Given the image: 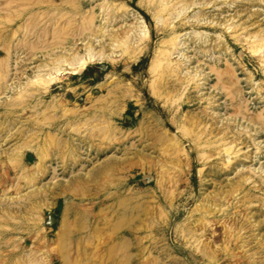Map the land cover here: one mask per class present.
I'll use <instances>...</instances> for the list:
<instances>
[{"label": "rangeland", "instance_id": "1", "mask_svg": "<svg viewBox=\"0 0 264 264\" xmlns=\"http://www.w3.org/2000/svg\"><path fill=\"white\" fill-rule=\"evenodd\" d=\"M161 1L0 0V264H264V0ZM31 10L28 57L9 34ZM140 25V44L28 84ZM175 34L180 69L154 67Z\"/></svg>", "mask_w": 264, "mask_h": 264}, {"label": "bare ground", "instance_id": "2", "mask_svg": "<svg viewBox=\"0 0 264 264\" xmlns=\"http://www.w3.org/2000/svg\"><path fill=\"white\" fill-rule=\"evenodd\" d=\"M173 1H175V0H173ZM193 1V0H192ZM202 1V0H201ZM224 1V0H223ZM236 1V0H235ZM250 1V0H249ZM248 1V2H249ZM262 1V0H261ZM105 2V1H104ZM162 2V9H163V11L165 10H167L168 8H170V7H172V5H171V3L167 0H162L161 1ZM252 2H254V1H252ZM105 3H107V2H105ZM104 3V4H105ZM110 3V2H109ZM160 3V2H159ZM177 3V2H176ZM182 3V10L180 11V13L178 14V17L179 16H181L182 15V11H185V10H190V7L193 5V2H192V4L191 5H189V4H186V2L185 1H183V2H181ZM189 3V2H188ZM196 4H197V2H195ZM194 3V4H195ZM201 3V2H200ZM228 3V2H227ZM230 3H232V2H230ZM235 3V2H234ZM103 4V5H104ZM195 4V5H196ZM218 4V3H217ZM216 4V5H217ZM233 4V3H232ZM107 7H108V5H107ZM117 7H118V5H117ZM158 7H159V5H158ZM193 7H194V5H193ZM200 7H201V5H200ZM203 7H205V5H203ZM203 7H201V8H203ZM213 7H214V5H213ZM230 7H231V5H230ZM21 8H23V7H21ZM20 8V9H21ZM25 8V7H24ZM32 8V7H31ZM46 8V7H45ZM104 8V7H103ZM102 8V9H103ZM110 8V7H109ZM173 9H172V11H175L176 10V8L177 7H172ZM196 8V7H195ZM208 8V7H207ZM48 9V8H47ZM56 9H59V8H56ZM122 9V8H121ZM123 9H124V7H123ZM158 9V8H157ZM160 10H162L161 8H159ZM199 9V8H198ZM204 9H206V8H204ZM16 10V9H15ZM22 10V9H21ZM25 10V9H24ZM36 10V9H35ZM46 10V9H45ZM106 10V9H105ZM109 10V9H108ZM120 10V9H119ZM170 10V9H169ZM195 10H197V9H195ZM13 11H14V9H13ZM38 11V10H37ZM42 11V10H41ZM59 11H60V9H59ZM113 11V10H112ZM164 11V12H165ZM168 11V10H167ZM166 11V13H168ZM200 11H201V9H200ZM207 11V10H206ZM38 12H40V11H38ZM44 12V11H43ZM108 12V11H107ZM170 12H171V10H170ZM176 12V11H175ZM198 12V11H197ZM196 12V13H197ZM203 12V11H202ZM201 12V13H202ZM4 13V12H3ZM6 13V12H5ZM13 13H15V12H13ZM20 13V12H19ZM23 13V12H22ZM158 13H159V10H158ZM161 13V12H160ZM159 13V14H160ZM17 14V13H16ZM28 14V15H27ZM26 14V16L24 17V24L20 27V25H19V29H17V30H14L13 31V33H10L9 34V37H11V36H13V38L14 37H16L17 36V34L18 33H20V32H22L23 34H24V48L26 49V51L28 52H26L27 53V55H28V57H31L32 56V54H33V43H32V37H33V34H34V32H35V29H34V25H33V21H34V16H36L37 15V13L34 11V10H31V12H29V13H27ZM36 14V15H35ZM43 14V13H42ZM41 14V15H42ZM54 14V13H53ZM109 14V13H108ZM116 14V13H115ZM169 14H171V13H169ZM8 15H9V13H8ZM51 15V14H50ZM49 15V16H50ZM154 15H158V14H154ZM186 15V14H185ZM240 15V14H239ZM104 16V15H103ZM108 16V15H107ZM123 16V15H122ZM161 16H163V19H164V15H162L161 14ZM161 16H159L158 18H155V19H158V21H161L162 20V17ZM222 16V15H221ZM221 16H220V18H221ZM8 17V16H7ZM18 17V16H17ZM113 17V16H112ZM170 17V16H169ZM15 18V19H14ZM13 18V20H12V18L11 19H9V20H12V22H14V23H16L14 26H12V30L14 29V27L15 26H17V24H18V21L16 20V17H14ZM39 18H41L40 16H39ZM119 18V17H118ZM176 18V17H175ZM183 18V17H182ZM184 18H185V16H184ZM214 18V17H213ZM51 19H52V17H51ZM113 19V18H112ZM188 19V18H187ZM191 19V18H190ZM205 19V18H204ZM233 19V18H232ZM0 20H2V19H0ZM5 20V19H4ZM47 20V19H46ZM119 20V19H118ZM167 20V19H166ZM183 20V19H182ZM7 21V20H6ZM45 21V20H44ZM142 21V20H141ZM187 21V20H186ZM194 21H196V20H194ZM5 22V21H4ZM21 22V21H20ZM113 22V21H112ZM140 22V21H139ZM162 22V21H161ZM163 22H165V21H163ZM183 22V21H182ZM197 22V21H196ZM195 22V23H196ZM206 22H208V21H206ZM5 23H7V22H5ZM9 23H11V21L10 22H8V24ZM166 23V22H165ZM215 23V22H214ZM93 24V23H92ZM91 24V25H92ZM138 24V23H137ZM141 24H142V22H141ZM146 24V23H145ZM167 24V23H166ZM184 24V23H183ZM207 24V23H206ZM10 25V24H9ZM48 25V24H47ZM90 25V24H89ZM159 25V24H158ZM163 25V24H162ZM217 25H218V23H217ZM216 25V26H217ZM229 25V24H228ZM238 25V24H237ZM137 26V25H136ZM167 26V25H166ZM180 26V25H179ZM195 26V25H194ZM202 26V25H201ZM204 26H205V23H204ZM208 26H209V24H208ZM212 26H213V24H212ZM227 26V25H226ZM239 26V25H238ZM102 27V26H101ZM138 27V26H137ZM165 27V26H164ZM171 27V31H172V29H173V27H172V25L170 26ZM176 27V26H175ZM183 27V26H182ZM230 27V26H229ZM245 27H246V25H245ZM2 28V27H1ZM10 28V27H9ZM91 28H92V26H91ZM90 28V29H91ZM198 28V27H197ZM203 28V27H202ZM207 28V27H206ZM226 28H228V27H226ZM47 29L48 28H44V29H42V31L44 32V33H46L47 32ZM101 30H100V32H101V35H100V37L101 36H103V34L106 32L105 31V29L104 28H100ZM162 29H164V28H162ZM193 29V28H192ZM195 29V28H194ZM223 29V28H222ZM225 29V28H224ZM1 30V29H0ZM95 30H96V28H95ZM108 30V29H107ZM174 30V29H173ZM41 31V32H42ZM161 31V30H160ZM226 31H228V30H226ZM239 31V30H238ZM243 31H245V30H243ZM99 32V31H98ZM109 32V31H108ZM231 32V31H230ZM234 32H236V30L234 31ZM248 32V31H247ZM238 33V32H237ZM240 33V32H239ZM91 34H92V32H91ZM95 34V33H94ZM200 34V33H199ZM232 35H234L233 34V32L231 33ZM253 34V33H252ZM39 35V34H38ZM37 35V36H38ZM122 35V34H121ZM176 35V34H175ZM173 36L168 42L170 43V47L168 48V49H165V50H163L162 52H160L161 54H160V56L162 57V58H159L158 56V58L159 59H156L155 61H154V67H157V66H160L161 64H163V62L164 63H166L167 64V66H169V67H175L176 69H180L179 67V62H177L175 59H173V57H174V55H176L175 53L177 52V50L179 49V47H180V42H179V39H180V36H178L179 34H177L176 36ZM188 35V34H187ZM248 35V34H247ZM22 36V35H21ZM34 36H35V34H34ZM148 36H149V30L147 29V26L146 25H140V27H139V29H132V30H129V31H127L126 32V34H125V36L124 37H120V36H112V45H111V48H109V47H107V46H105L104 44H102L100 47H101V51L99 52V53H97L96 51H95V49H94V46L92 45V44H89V45H86L85 46V53L84 54H82L81 53V51H80V49L77 47V48H75V46H74V48L73 49H71V50H68L67 51V54H65L64 56H59V57H57V59L53 62V64L52 65H46L45 67H44V70L43 69H37L38 71H35V72H37V74H36V76L33 78V79H31L30 80V82L28 83V84H33V85H38V86H43V89H44V87H45V89L47 90V89H49V87L52 85V84H54V83H56L57 81H59V80H61V77L64 75H66L67 74V72H68V69H69V71L71 72H75V71H77V67L79 68L80 67V69L79 70H83V68H85V65L87 64V62H88V64H89V62H91L92 60H93V63H94V59L95 60H97V61H102V60H104V59H106V58H113V55L112 56H110V55H107V51L108 50H113V51H115L116 49H119V48H123L124 49V51H125V49H128L129 47H130V44L134 41L135 43H138V44H140L142 41H144L145 39H147L148 38ZM201 36V35H200ZM240 35H238V37H239ZM250 36V35H249ZM248 36V37H249ZM251 36H253V35H251ZM233 37H235V36H233ZM237 37V38H238ZM242 37V36H241ZM255 37V36H254ZM98 39L97 40H99V37H97ZM197 38V37H196ZM203 38V37H202ZM201 38V39H202ZM256 38V40H255V42H254V44H252V43H250V44H252L253 46H252V50H250V51H253V54H255V53H262V51H264V37H261V36H256L255 37ZM19 39V38H18ZM222 39V38H221ZM234 39H236V38H234ZM34 40V39H33ZM103 40V39H102ZM109 40V39H108ZM197 40H198V38H197ZM225 40V39H224ZM238 40V39H237ZM236 40V41H237ZM252 40V39H251ZM23 41V40H22ZM97 42H100V41H97ZM201 42V41H200ZM222 42V41H221ZM228 42V41H227ZM15 43V42H14ZM14 43H13V45L11 46V47H7V49H8V55H9V59L8 60H6V61H2V63L0 64V94H1V88H2V86H3V83H4V81H5V79H6V76H7V74L9 73V69L11 68V67H13V66H11V64H12V60H10V59H12V57H13V52H11V50L12 49H14ZM17 43V42H16ZM36 43V42H35ZM166 42H164V44H165ZM206 42H204V44H205ZM218 43H220V42H218ZM20 44V43H19ZM18 44V45H19ZM85 44V43H84ZM163 44V45H164ZM73 45V44H72ZM143 45V44H142ZM162 45V46H163ZM202 45H203V43H202ZM206 45V44H205ZM207 45H208V43H207ZM141 46V45H140ZM162 46H161V48H162ZM165 46V45H164ZM169 46V45H168ZM183 46V45H182ZM2 47V46H1ZM72 47V46H71ZM199 47V46H198ZM23 48V47H22ZM131 48V47H130ZM160 48V49H161ZM166 48V47H165ZM183 48V47H182ZM219 48V47H218ZM82 49H84V47L82 48ZM163 49V48H162ZM203 49V48H202ZM23 50V49H22ZM21 50V51H22ZM35 51V50H34ZM181 51V50H180ZM202 51V50H201ZM206 51V50H205ZM54 52V51H53ZM182 52V51H181ZM4 53V52H3ZM177 53H179V52H177ZM2 53H0V55H1ZM20 54V53H19ZM49 54V53H48ZM113 54V53H112ZM123 54H124V52H123ZM125 54H127L126 52H125ZM15 55V54H14ZM24 55H25V53H24ZM158 55H159V53H158ZM179 55V54H178ZM203 55V54H202ZM262 55V54H261ZM123 56V55H122ZM205 56V55H204ZM156 57V56H155ZM179 57V56H178ZM1 58H4L3 56L1 57ZM25 58H27V57H25ZM32 58H34V57H32ZM182 58V57H181ZM7 59V58H6ZM183 60H184V58H183ZM23 61V60H22ZM111 61H112V59H111ZM96 62V61H95ZM260 62V61H259ZM24 63V62H23ZM27 63V62H26ZM183 63V62H182ZM48 64V63H47ZM87 64V65H88ZM152 64V63H151ZM165 64V65H166ZM261 64V63H260ZM263 64H264V61H263ZM44 65V64H43ZM157 65V66H156ZM17 66V65H16ZM64 66H66V67H68V68H64ZM83 66V67H82ZM214 66V65H213ZM70 67L72 68V67H75V69H70ZM9 68V69H8ZM158 68V67H157ZM156 68V69H157ZM166 68V67H165ZM229 68V67H228ZM155 68H153L152 70H154ZM155 69V70H156ZM159 69V68H158ZM161 69V68H160ZM214 69V68H213ZM14 71H15V69H13ZM24 70V69H23ZM79 70L77 71L78 72V75H79ZM154 70V71H155ZM232 70V69H231ZM168 71V70H167ZM213 71V70H212ZM215 71V70H214ZM219 71V70H218ZM77 72H75V75L77 74ZM82 72V71H81ZM169 72V71H168ZM234 72V71H233ZM21 74V73H20ZM172 74H174V73H172ZM223 74H225V72L223 73ZM222 74V75H223ZM32 75H33V73H32ZM176 75V74H175ZM202 75V74H201ZM179 76V75H178ZM219 76V75H218ZM194 78V77H193ZM219 78H221V77H219ZM233 78V77H232ZM226 79V78H225ZM235 79V78H234ZM195 80V79H194ZM18 82V81H17ZM191 83V82H190ZM198 83V81L196 82V84ZM229 83V82H228ZM200 84V83H199ZM9 85V84H8ZM16 85V84H15ZM188 85V84H187ZM235 85V84H234ZM12 86H13V84H12ZM25 86V85H24ZM224 86H227V85H224ZM35 87V86H34ZM33 87V88H34ZM9 88V87H8ZM27 88V87H26ZM7 89V88H6ZM29 89V88H28ZM38 89H40V87L38 88ZM11 90V89H10ZM24 90V89H23ZM35 90V89H34ZM221 90V89H220ZM5 91V90H4ZM38 91V90H37ZM227 91V90H226ZM230 91V90H229ZM11 92V91H10ZM33 92H36V91H33ZM42 92H44V91H42ZM23 93V92H22ZM32 93V92H31ZM28 94V93H27ZM32 94H34V93H32ZM18 96V95H17ZM26 96V95H25ZM6 97V96H5ZM27 97V96H26ZM23 99V98H22ZM240 113V112H239ZM244 114V113H243ZM239 115V114H238ZM241 115H242V113H241ZM258 118V117H257ZM257 118H256V120H257ZM253 119V118H252ZM261 120V119H260ZM259 119L257 120V121H260ZM251 121H253V120H251ZM262 121V120H261ZM181 128V127H180ZM182 129V128H181ZM187 130V129H186ZM180 131H182V130H180ZM185 131V130H184ZM183 132V131H182ZM230 132V131H229ZM186 133V132H185ZM188 133V132H187ZM183 134V133H182ZM233 137V136H232ZM243 139H244V137H243ZM224 141V140H223ZM224 144V143H223ZM223 144H221L222 146H223ZM218 146V145H217ZM222 146H221V148H222ZM233 146H231V145H226V149L224 150V151H226L229 155H228V158L230 159V153L233 151ZM257 148V147H256ZM223 149V148H222ZM218 152V151H217ZM236 152V151H235ZM238 153V152H237ZM242 153V152H241ZM233 154V153H232ZM231 154V155H232ZM239 155V154H238ZM238 155H237V157H238ZM202 156V155H201ZM236 156V155H235ZM236 157V158H237ZM227 157H226V159H228ZM235 158V159H236ZM7 159V158H6ZM234 160V159H233ZM233 163V162H232ZM34 166V165H33ZM256 184V183H255ZM243 187V186H242ZM229 196V195H228ZM237 199V198H236ZM244 200V199H243ZM235 201V200H234ZM236 202V201H235ZM234 202V203H235ZM229 205V204H228ZM233 206V205H232ZM203 209V208H202ZM204 210V209H203ZM205 211V210H204ZM234 211V210H233ZM232 211V212H233ZM218 214V213H217ZM219 215V214H218ZM204 216V215H203ZM196 219H198V218H196ZM222 219V218H221ZM247 220V219H246ZM205 223H207V222H205ZM242 223V222H241ZM208 224V223H207ZM195 229V228H194ZM233 229V226H231V225H229V227L227 228V230L228 231H230V230H232ZM200 233V232H199ZM242 233V232H241ZM231 234H232V232H231ZM235 236V235H234ZM239 236V235H238ZM236 239V238H235ZM226 241V240H225ZM214 243V242H213ZM243 244V243H242Z\"/></svg>", "mask_w": 264, "mask_h": 264}]
</instances>
